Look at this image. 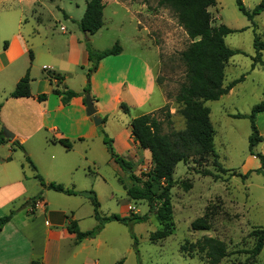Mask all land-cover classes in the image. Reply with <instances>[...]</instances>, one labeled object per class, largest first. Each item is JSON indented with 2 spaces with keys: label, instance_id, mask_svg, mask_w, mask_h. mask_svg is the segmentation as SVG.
Here are the masks:
<instances>
[{
  "label": "rangeland",
  "instance_id": "obj_1",
  "mask_svg": "<svg viewBox=\"0 0 264 264\" xmlns=\"http://www.w3.org/2000/svg\"><path fill=\"white\" fill-rule=\"evenodd\" d=\"M105 1L107 4L104 9L105 25L95 36L93 44L95 48L105 49L119 41L129 50H141L136 44L140 39L138 36L146 37L147 34L159 49L161 64L158 77L168 99V108L164 111H160L163 106L158 108L163 103L159 89L151 100L152 104L144 107L139 105L132 92L125 89L122 94L123 102L127 103L129 112L125 113L120 108V103L116 106L110 101L106 104L109 119L106 124L102 122L99 126L101 133L104 130L114 139L116 151L132 161L134 172L140 174L151 170L153 164L150 152L141 148L139 144L133 145V142H130L131 145L127 147V119L150 113L156 106L155 111L163 122L165 133L185 129V119L179 112L180 104L176 102L175 96L186 81V66L180 54L192 40L179 25L174 11L159 6L157 0ZM242 1L247 9L253 10L262 0ZM119 3L134 5L138 9L140 27L145 28V31L140 34L137 16L133 11L130 12L127 6L123 7ZM85 9V0H40L34 5L26 0L22 3H18L17 0H0V36L5 28L9 31L21 10L27 16L25 23L29 22L26 25L27 29L31 24L33 31L41 26L50 34H57L59 31L62 33L61 27L64 26L69 32L76 30L83 34L79 22ZM210 10L213 15V25L225 24L239 30L229 34L225 39L230 47L242 51L230 59L225 72V85L245 76V79L228 94L218 100L207 102L216 131L215 150L219 155L218 161L227 171L223 172L215 166L213 157L208 158L202 165L194 162L196 161L194 158L187 163H178L174 173L177 184L172 189L174 231L165 239L153 241L151 234L161 227L159 221L149 210L146 201H134L129 198L126 188L131 181L128 173L112 159L102 140L93 141L90 155L94 161L90 165L92 173L88 181L89 185L87 183L86 186L88 190L93 189L97 193L101 213L128 215L134 212L146 216L141 223L112 224L90 244L85 255L94 258L96 250L92 245H97L96 241H101L100 245H103L101 250L104 254L101 256V264H112V258H115L114 264H208L204 254L194 253L193 257H190L181 251V246L185 243H194L206 235L223 240L227 250L232 252L220 264H264V247L255 257L242 252L251 249L255 244L256 239L251 236V231L254 228L264 227V168L261 173L255 171L261 166V162L250 152L249 137L252 133L250 119L234 117L237 114L249 115L253 107L264 100V66L255 62L253 67V57L256 56L255 34L264 41V12L255 17L254 24L242 13L236 0H217V4ZM240 29L244 30L240 31ZM5 41L6 39L0 38V44H4ZM61 45L62 42L59 43V46ZM124 58V56L119 57V69L126 70L125 65L128 60L125 61ZM262 59H264V51H262ZM111 70L108 68L101 71L100 76H109ZM125 72L123 71V76ZM126 74L127 77L132 78L136 71L133 68ZM2 77L0 74V78ZM37 85L38 83L35 89ZM78 85L79 83H76V86ZM256 125L264 138V112L257 114ZM27 150L21 152L26 155ZM254 151L264 155V140L254 148ZM26 170L29 171V168L27 167ZM205 171H211L217 176L205 175ZM249 171L251 172L247 178L239 175ZM209 205L213 211L214 208L217 211L211 220V229L191 230V223L203 216ZM93 213L92 202L89 209H84V212L83 209L81 210L80 215L85 217L83 221L85 228L92 229L98 224ZM87 214H91V219ZM133 234L138 239V250L134 246ZM85 255H79L77 261H83Z\"/></svg>",
  "mask_w": 264,
  "mask_h": 264
},
{
  "label": "crops",
  "instance_id": "obj_2",
  "mask_svg": "<svg viewBox=\"0 0 264 264\" xmlns=\"http://www.w3.org/2000/svg\"><path fill=\"white\" fill-rule=\"evenodd\" d=\"M17 1L22 3L25 0ZM26 1L34 5L40 0ZM128 5L122 6H127L137 16L141 34L146 29L140 27L138 9ZM26 17L21 10L9 31L5 28L0 36L7 42L6 47L0 44V74L3 76L0 78V131L5 126L14 133L13 139L4 135L7 141L0 144V217L15 211L0 231V264H33L34 261L38 264H101V256L104 255L101 241L92 245L96 250L94 258L85 255L87 249L109 226L119 222H108L95 237L76 242V235L68 229L69 221L76 220L82 231L90 230L83 226L85 217L80 212L90 208L91 200L82 194L68 195L43 188L36 171L26 162L23 150L14 145L17 140L28 149L27 155L47 182L61 183L76 191L88 190L86 185L92 173L90 165L94 161L90 155L91 144L93 141L103 142V133L99 131L100 125L97 126L93 117L86 113L84 89L91 63L84 42L85 35L76 30L69 32L64 26L61 27L62 33L59 31L57 34H50L41 26L33 31L31 24L26 28L29 24L25 23ZM97 33L88 34L92 46ZM138 37L136 44L141 50H129L123 44L122 53L101 60L97 71L91 76L90 94L97 107V115L102 122L106 118L105 124L109 119L106 104L112 101L119 105L124 99L122 94L125 89L132 92L143 107L152 104L151 100L159 89L163 103L158 108L167 104L163 87L157 82L161 64L159 49L147 34L146 37ZM121 56L128 60L126 70L119 69ZM108 68L112 69L110 75L100 76L101 71ZM133 68L136 74L132 78L127 77L126 72L130 73ZM28 70L32 79L31 96L11 97L16 84ZM47 70L59 74L62 79H51ZM123 71H126L124 76ZM76 83L79 85L76 86ZM67 89L79 95L65 104L55 90ZM42 93L47 95L45 100L39 99ZM153 108L151 112L157 109L156 106ZM134 117H129L126 122L128 148L130 142L139 144L131 136L130 122ZM60 139L70 140L72 147L66 148L59 142ZM41 192L42 198L33 206L32 198ZM28 200L31 205L18 210ZM87 216L92 217L91 214ZM81 254L85 255L84 260L77 261ZM112 260L114 264L115 258Z\"/></svg>",
  "mask_w": 264,
  "mask_h": 264
},
{
  "label": "trees",
  "instance_id": "obj_3",
  "mask_svg": "<svg viewBox=\"0 0 264 264\" xmlns=\"http://www.w3.org/2000/svg\"><path fill=\"white\" fill-rule=\"evenodd\" d=\"M86 9L79 27L85 35V45L88 52V60L91 66L87 72V84L84 94L90 93L91 76L97 71L101 60L109 56L119 55L123 51L122 45L117 41L113 46L105 49H95L92 46L88 34L97 33L104 25L105 0H85ZM158 5L170 8L174 11L178 23L184 28L192 42L181 52V60L186 66V81L181 85L178 94L175 96L176 102L180 104L179 112L185 119L186 127L184 130H174L165 133L163 122L158 117L157 111L135 116L130 122L131 136L139 143V146L150 152L152 169L148 172L136 174L133 170V163L121 156L114 147V139L110 138L106 131L103 133V142L111 154L112 159L124 171L128 173L131 184L126 188L127 194L131 200H144L149 205V210L154 213L161 227L151 234L153 241L167 238L174 231L173 214L174 206L172 203V189L177 184L174 177L175 169L178 163H187L191 158L199 165L205 163L208 158H214V165L221 171H227L218 161L219 155L215 150V128L211 121V109L207 106V101L218 100L223 95L228 94L239 82L245 79L242 76L225 85V72L230 59L237 53L242 52L239 49L232 48L226 43V37L239 30L233 29L225 24L213 25V15L210 10L217 4V0H157ZM239 9L255 24V17L264 12V0H262L253 10L246 8L242 0H236ZM244 29H240L242 31ZM5 41L4 46L6 47ZM254 48L256 56L253 57V67L255 62L264 66L262 51H264V41L260 36L255 34ZM31 58L33 55L31 54ZM47 75L53 79L61 80L62 77L53 71L47 70ZM31 76L28 70L26 74L18 81L11 97L25 98L31 96ZM160 77L157 82L160 84ZM55 93L62 96V101L68 104L71 98L78 96L79 93L72 90H55ZM47 95H39L40 100H45ZM1 108V105H0ZM120 108L125 113L129 112L127 103L121 102ZM168 104L160 108L164 111ZM159 110V109H158ZM264 112V100L255 105L249 115L237 114L234 117H246L251 121L252 133L249 137L250 152L257 157L261 166L256 172H263L264 155L255 152L254 148L264 140L256 125V116ZM170 114V113H168ZM106 118L103 119V123ZM3 129L0 131V144L6 142ZM59 142L70 149L72 142L68 139H60ZM14 145L26 151L23 144L15 140ZM26 159L30 166L36 171V177L44 188L68 195L82 194L87 196L94 207V217L98 224L86 231H82L76 220H70L68 229L76 235V242H81L87 238H93L101 232L105 224L117 221L125 225L141 223L146 216L140 213L131 212L128 215L110 214L103 215L100 211V201L97 193L91 190L76 191L68 188L61 183L47 182L38 172L37 166L32 159L26 154ZM251 171L246 174H239L247 178ZM205 175L217 176L211 171H205ZM219 177V176H218ZM188 187V186H187ZM42 198V192L32 198L34 206L37 200ZM15 211L0 217V231L4 225L11 220ZM217 214L209 205L205 214L196 218L191 223V230H210L211 220ZM251 236L255 237L254 246L249 250L242 252L249 253L255 257L264 247V227L254 228ZM135 239V247L138 248V239ZM138 250V249H137ZM181 251L193 257L194 253L204 254L208 264H220V262L232 252L227 250L226 243L214 236H204L194 243H185L181 246ZM33 264H38L36 261Z\"/></svg>",
  "mask_w": 264,
  "mask_h": 264
},
{
  "label": "water",
  "instance_id": "obj_4",
  "mask_svg": "<svg viewBox=\"0 0 264 264\" xmlns=\"http://www.w3.org/2000/svg\"><path fill=\"white\" fill-rule=\"evenodd\" d=\"M85 104H86V113L88 116L90 117H93L94 119V123L98 126L102 123V119L101 117H99L97 115V107L95 106L94 104V101H93V98H92V95L90 93H87L85 95ZM4 130V135L9 138V139H13L14 138V133L11 132L9 129L7 128H3ZM31 205V201L28 200L21 208H26L27 206H30Z\"/></svg>",
  "mask_w": 264,
  "mask_h": 264
}]
</instances>
